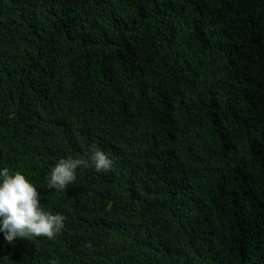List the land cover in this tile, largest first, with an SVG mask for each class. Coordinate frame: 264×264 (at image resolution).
<instances>
[{"label":"trees","instance_id":"trees-1","mask_svg":"<svg viewBox=\"0 0 264 264\" xmlns=\"http://www.w3.org/2000/svg\"><path fill=\"white\" fill-rule=\"evenodd\" d=\"M5 167L65 220L0 264H264V0H0Z\"/></svg>","mask_w":264,"mask_h":264},{"label":"clouds","instance_id":"clouds-1","mask_svg":"<svg viewBox=\"0 0 264 264\" xmlns=\"http://www.w3.org/2000/svg\"><path fill=\"white\" fill-rule=\"evenodd\" d=\"M97 172L112 169L113 161L95 146L85 157L60 159L51 169L49 186L64 191L76 180L78 169L93 167ZM65 217L45 210L35 185L20 171L14 174L5 167L0 170V232L12 243L17 238L54 239L64 227ZM51 264H56L53 260Z\"/></svg>","mask_w":264,"mask_h":264}]
</instances>
